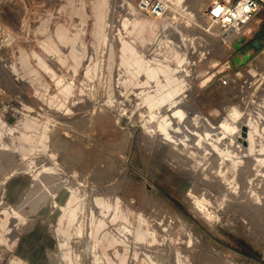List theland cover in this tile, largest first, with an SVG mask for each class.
Returning a JSON list of instances; mask_svg holds the SVG:
<instances>
[{
	"label": "rangeland",
	"instance_id": "1",
	"mask_svg": "<svg viewBox=\"0 0 264 264\" xmlns=\"http://www.w3.org/2000/svg\"><path fill=\"white\" fill-rule=\"evenodd\" d=\"M154 1L0 0V264H264V10Z\"/></svg>",
	"mask_w": 264,
	"mask_h": 264
},
{
	"label": "built area",
	"instance_id": "2",
	"mask_svg": "<svg viewBox=\"0 0 264 264\" xmlns=\"http://www.w3.org/2000/svg\"><path fill=\"white\" fill-rule=\"evenodd\" d=\"M138 7L155 19L164 17L167 12V7L161 1L140 0ZM263 10L264 0H237L233 3L215 0L210 5L208 15L221 29V36L234 31L238 35L235 39H239L252 32L255 18ZM222 84L226 85L227 79H222Z\"/></svg>",
	"mask_w": 264,
	"mask_h": 264
},
{
	"label": "water",
	"instance_id": "3",
	"mask_svg": "<svg viewBox=\"0 0 264 264\" xmlns=\"http://www.w3.org/2000/svg\"><path fill=\"white\" fill-rule=\"evenodd\" d=\"M235 35L234 31H229L221 36V39L223 41L231 42L233 43L235 49L239 52V55L233 59V64L235 68H238L239 66L246 65L252 58V54L250 52L246 53L245 55L241 56V50L244 46L247 45V39L246 37H241L239 39H235V41H231L233 36ZM254 46L259 49V44L256 42ZM243 137H247V128H243Z\"/></svg>",
	"mask_w": 264,
	"mask_h": 264
},
{
	"label": "bare ground",
	"instance_id": "4",
	"mask_svg": "<svg viewBox=\"0 0 264 264\" xmlns=\"http://www.w3.org/2000/svg\"><path fill=\"white\" fill-rule=\"evenodd\" d=\"M213 1H215V0H212V2ZM225 1H227V0H225ZM230 1H232V0H228V2H230ZM235 1H237V0H235ZM211 2V3H212ZM211 3H210V5H211ZM164 4V3H163ZM167 7V6H166ZM206 6L205 5H203V3L202 2H199V8H200V14H205V11H208L209 12V10H207L206 8H205ZM206 9V10H205ZM169 11V12H168ZM172 12H171V10H167V12H166V14H165V17H166V15L168 14H171ZM205 15H207L208 16V18H209V15L208 14H205ZM210 19V18H209ZM211 20V19H210ZM171 21L173 22V23H176V20L172 17L171 18ZM212 21V20H211ZM215 24V22H213L212 21V25H214ZM176 26V25H175ZM238 35L236 34V35H234L233 36V38L232 39H235L236 37H237ZM221 38V37H220ZM222 40V39H221ZM190 45V44H189ZM249 63V62H248ZM247 63V64H248ZM246 64V65H247ZM252 86V85H251ZM1 95H3V90L0 88V96ZM241 133H243V131L241 132ZM247 137H248V132H247ZM247 137H243L242 136V134H240V136L238 137L239 138V143H241L243 146H247V144H248V142H247ZM240 176V175H239ZM251 176V175H250ZM238 179V178H237ZM239 181V180H238ZM243 181V180H242ZM252 208V207H251ZM263 214V213H262Z\"/></svg>",
	"mask_w": 264,
	"mask_h": 264
},
{
	"label": "flooded vegetation",
	"instance_id": "5",
	"mask_svg": "<svg viewBox=\"0 0 264 264\" xmlns=\"http://www.w3.org/2000/svg\"><path fill=\"white\" fill-rule=\"evenodd\" d=\"M256 42H258V44H259V48L261 47V43H260V41L259 40H255L253 43H251V48H248V50H247V47H243V49L241 50V56H243V55H245L246 53H248L251 49H257L255 46H254V44L256 43ZM250 49V50H249Z\"/></svg>",
	"mask_w": 264,
	"mask_h": 264
},
{
	"label": "crops",
	"instance_id": "6",
	"mask_svg": "<svg viewBox=\"0 0 264 264\" xmlns=\"http://www.w3.org/2000/svg\"><path fill=\"white\" fill-rule=\"evenodd\" d=\"M250 137H251V131H248V137H247V139L249 140Z\"/></svg>",
	"mask_w": 264,
	"mask_h": 264
},
{
	"label": "trees",
	"instance_id": "7",
	"mask_svg": "<svg viewBox=\"0 0 264 264\" xmlns=\"http://www.w3.org/2000/svg\"><path fill=\"white\" fill-rule=\"evenodd\" d=\"M262 46V45H261ZM260 48H262V47H260Z\"/></svg>",
	"mask_w": 264,
	"mask_h": 264
}]
</instances>
